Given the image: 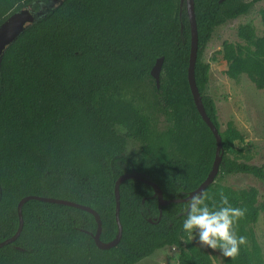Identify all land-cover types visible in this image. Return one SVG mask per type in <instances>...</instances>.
Returning <instances> with one entry per match:
<instances>
[{"label": "trees", "instance_id": "16d2710c", "mask_svg": "<svg viewBox=\"0 0 264 264\" xmlns=\"http://www.w3.org/2000/svg\"><path fill=\"white\" fill-rule=\"evenodd\" d=\"M41 1L0 0V23L12 12ZM198 29L195 79L206 111L220 128L214 100L205 92V46L216 26L247 13L259 0H194ZM180 0H52L4 49L0 60V241L19 224L18 202L28 194L88 204L102 220L101 241L118 233L115 181L138 171L155 181L163 197H184L210 171L216 138L200 115L189 86L191 28ZM242 41L222 47L232 78L246 74L264 88V34L251 23L238 27ZM163 56L160 85L151 69ZM148 83L160 126L126 98L129 86ZM155 120V119H154ZM125 129V132L121 130ZM222 160L204 192L219 202L247 208L237 232L248 245L221 264H264L255 223L264 195L255 186L235 189L218 176L247 173L264 185V165L230 155L243 134L232 121L221 130ZM129 138L139 155L126 154ZM123 233L99 246L98 223L83 208L39 199L23 204L16 240L0 246V264H135L165 246L180 248V264H215L213 256L182 230L187 201L160 206L154 187L130 177L120 183ZM211 204V201H209ZM160 211H162L161 217Z\"/></svg>", "mask_w": 264, "mask_h": 264}, {"label": "rangeland", "instance_id": "374dc122", "mask_svg": "<svg viewBox=\"0 0 264 264\" xmlns=\"http://www.w3.org/2000/svg\"><path fill=\"white\" fill-rule=\"evenodd\" d=\"M242 23H251L258 35L264 34V0L256 1L247 13L215 27L202 56L203 61L209 63L205 92L214 100L220 129L225 130L227 123L232 121L244 136L243 142H236L230 155L238 160L264 165V88H258L246 74L237 78L228 76V63L222 53L225 41H242L238 36V27ZM150 93L149 84L140 83L127 88L126 98L131 99L141 112L148 114L151 120L161 126L165 118L153 109ZM121 131L125 132V129ZM139 151L140 142L129 138L126 154L136 157ZM217 182L235 189L255 186L260 192L259 198L262 199L264 195L262 181L251 174H223L218 176ZM255 235L264 253V211L260 212L255 223ZM192 241L200 246L197 240ZM204 249L213 256L215 264H221L218 251ZM179 259L178 246H165L135 264H180Z\"/></svg>", "mask_w": 264, "mask_h": 264}, {"label": "water", "instance_id": "95a60500", "mask_svg": "<svg viewBox=\"0 0 264 264\" xmlns=\"http://www.w3.org/2000/svg\"><path fill=\"white\" fill-rule=\"evenodd\" d=\"M52 0H48L47 4L45 2L41 1L42 4L41 8L38 10H35L34 8L28 6H24L14 12H12L2 23H0V60L1 55L9 44H11L18 36L19 34L24 30V28L31 22H33L37 17L41 16L43 13V10L46 5L50 4ZM181 4L183 1L186 2V9L187 13L189 15V21H190V28H191V39H190V54H189V65L187 70V77L189 86L193 95V99L195 101L196 107L204 119V121L208 124V126L211 128L217 142L216 151H215V157L212 164V167L210 171L208 172L207 176L201 181V183L195 188L194 190L190 191L186 196L184 197H172L169 199H165L163 197V192L160 186L153 180L147 178V176L143 173H140L136 170L122 173L118 176V178L115 181V197H116V220L118 222V233L114 240L111 242L105 243L101 241L100 234L102 232L103 226H102V220L100 217V214L96 209L91 207L88 204H84L81 202H77L68 198H62V197H56V196H50V195H41V194H28L23 196L19 202H18V214H19V224L16 229V231L9 237L5 238L4 240L0 241V246L10 243L17 239L19 234L21 233V230L23 228L24 224V217H23V204L29 200V199H39L44 201H50V202H56L61 204H67L76 206L79 208L86 209L90 212H92L95 215V218L98 223L97 231L93 235L94 240L97 245L107 247V246H113L116 245L123 233V225L120 220V183L130 177H135L138 179L143 180L144 182L152 185L157 193L158 201L160 206L163 204H168L170 202H180V201H187V199L194 193L198 192H204L205 188L211 184L215 180V176L217 175L219 171L220 162L222 160V136L220 133V128L213 122L210 115L206 111L201 92L199 90V87L197 85L196 79H195V65L197 60V54H198V46H199V39H198V29H197V22H196V14H195V1L194 0H180ZM163 56H160L157 58L155 64L153 65L151 69V75L154 77L156 85H160V74L163 64ZM162 211H160L161 217Z\"/></svg>", "mask_w": 264, "mask_h": 264}, {"label": "clouds", "instance_id": "9594fccd", "mask_svg": "<svg viewBox=\"0 0 264 264\" xmlns=\"http://www.w3.org/2000/svg\"><path fill=\"white\" fill-rule=\"evenodd\" d=\"M184 211L182 230L201 247L219 251L223 257L232 260L240 255L242 247H247L248 238L238 234L237 225L248 210L233 206L223 191L219 193L218 204L207 192L192 194Z\"/></svg>", "mask_w": 264, "mask_h": 264}]
</instances>
